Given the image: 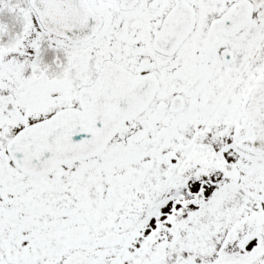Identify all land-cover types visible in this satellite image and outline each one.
Wrapping results in <instances>:
<instances>
[{"label": "snow or ice", "instance_id": "1", "mask_svg": "<svg viewBox=\"0 0 264 264\" xmlns=\"http://www.w3.org/2000/svg\"><path fill=\"white\" fill-rule=\"evenodd\" d=\"M0 264H264V0H0Z\"/></svg>", "mask_w": 264, "mask_h": 264}]
</instances>
